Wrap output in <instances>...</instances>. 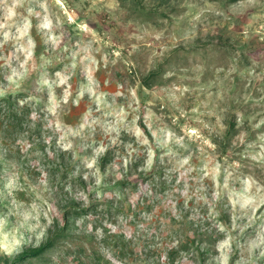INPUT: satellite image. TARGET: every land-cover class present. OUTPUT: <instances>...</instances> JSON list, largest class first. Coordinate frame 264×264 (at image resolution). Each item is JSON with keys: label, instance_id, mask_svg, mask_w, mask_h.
<instances>
[{"label": "rangeland", "instance_id": "374dc122", "mask_svg": "<svg viewBox=\"0 0 264 264\" xmlns=\"http://www.w3.org/2000/svg\"><path fill=\"white\" fill-rule=\"evenodd\" d=\"M7 98L0 264H264V0H0Z\"/></svg>", "mask_w": 264, "mask_h": 264}, {"label": "trees", "instance_id": "16d2710c", "mask_svg": "<svg viewBox=\"0 0 264 264\" xmlns=\"http://www.w3.org/2000/svg\"><path fill=\"white\" fill-rule=\"evenodd\" d=\"M8 103V107L6 109V111H3L0 109V120H4L7 121L6 127L10 128V127H17V126H21V121H23L22 119V113H24L26 110L25 109H15L14 104L11 101V98H7ZM236 127V124L234 122H232L230 124V131L228 134V139L229 140V136L232 130H234ZM103 166L105 167L107 164L110 163V158L109 156H105L103 158ZM137 177V181H126L125 183L123 182V185L129 186L132 185L135 182H138L140 179L144 180L146 178H143L141 175H137L135 176ZM150 177V176H148ZM148 181H152L151 178ZM153 183H155L153 181ZM74 211V212H72ZM83 212V210L81 208H77L74 205L69 206L66 211H65V219L68 221L70 218L76 216H80ZM71 213V214H70ZM68 229V223H66L63 228L57 233L56 236H54L55 238L49 240L46 244H44L42 247L40 246L39 249L37 250H33L32 252H25L23 254H21L20 256H18L16 258V260L14 261L13 264H21L26 260L29 259H38L41 257H43V255L46 253V251L50 248H53L56 241L59 240L60 238L64 237L66 234V230ZM215 240V239H214ZM214 240H211L208 236L207 233H199L197 238L192 239L191 241H189L186 244H181L182 247V251H184L185 253H199L200 254V258L201 260L204 261L203 259V255L208 253L210 250V246L214 243ZM210 243L209 246H207L206 248L204 247L205 244ZM181 251V250H180ZM180 251H177L176 249L172 250L169 254V264H173L175 262L176 257L179 255Z\"/></svg>", "mask_w": 264, "mask_h": 264}]
</instances>
